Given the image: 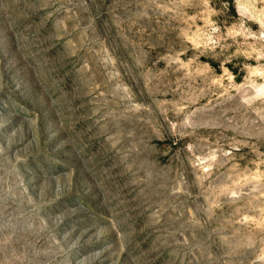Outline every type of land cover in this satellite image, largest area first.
<instances>
[{
    "label": "rangeland",
    "instance_id": "obj_1",
    "mask_svg": "<svg viewBox=\"0 0 264 264\" xmlns=\"http://www.w3.org/2000/svg\"><path fill=\"white\" fill-rule=\"evenodd\" d=\"M0 264H264V0H0Z\"/></svg>",
    "mask_w": 264,
    "mask_h": 264
}]
</instances>
